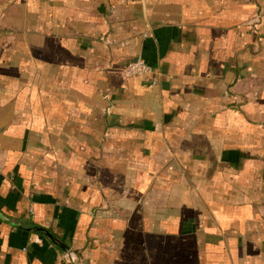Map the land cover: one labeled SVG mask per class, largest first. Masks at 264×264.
Segmentation results:
<instances>
[{
	"label": "crops",
	"instance_id": "crops-1",
	"mask_svg": "<svg viewBox=\"0 0 264 264\" xmlns=\"http://www.w3.org/2000/svg\"><path fill=\"white\" fill-rule=\"evenodd\" d=\"M0 264H264V0H0Z\"/></svg>",
	"mask_w": 264,
	"mask_h": 264
},
{
	"label": "built area",
	"instance_id": "built-area-1",
	"mask_svg": "<svg viewBox=\"0 0 264 264\" xmlns=\"http://www.w3.org/2000/svg\"><path fill=\"white\" fill-rule=\"evenodd\" d=\"M153 73V66L150 65L142 56H139L137 59L129 62L124 67V75L127 79L138 75H148ZM152 84H156L155 79L152 81ZM69 260L73 263H76L77 257L70 255Z\"/></svg>",
	"mask_w": 264,
	"mask_h": 264
},
{
	"label": "water",
	"instance_id": "water-1",
	"mask_svg": "<svg viewBox=\"0 0 264 264\" xmlns=\"http://www.w3.org/2000/svg\"><path fill=\"white\" fill-rule=\"evenodd\" d=\"M27 229L30 231H37L41 232L43 235H45L47 238H49L56 246H58L63 251L67 252L69 247L64 244L57 236H55L51 231L46 229L45 227L41 225H36L34 223H28Z\"/></svg>",
	"mask_w": 264,
	"mask_h": 264
}]
</instances>
